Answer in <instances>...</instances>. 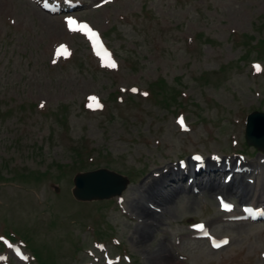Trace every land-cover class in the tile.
Returning a JSON list of instances; mask_svg holds the SVG:
<instances>
[{"label": "rangeland", "instance_id": "1", "mask_svg": "<svg viewBox=\"0 0 264 264\" xmlns=\"http://www.w3.org/2000/svg\"><path fill=\"white\" fill-rule=\"evenodd\" d=\"M80 1L87 6L77 15L119 54L117 69L93 59L63 17L28 0H0V235L13 232L12 245L23 240L38 262L19 261L0 246V264H105L104 256L114 264H156L154 257L162 264L159 248L171 264H264V223L225 222L216 203L221 195L237 212L242 203L264 206V165L244 140L246 116L264 113V0ZM61 44L71 51L67 60L54 54ZM157 79L165 91L155 95L149 87ZM94 103L103 109L91 110ZM180 113L188 131L176 125ZM190 154L246 155L255 168L244 177L249 195L186 188L172 207L156 210L159 223L139 241L137 208L155 207L141 200L144 183ZM96 169L126 177L122 208L116 198L70 199L75 174ZM167 173L165 184L188 187L187 177L177 183ZM197 221L230 244L211 251L190 234ZM95 239L106 246L94 249Z\"/></svg>", "mask_w": 264, "mask_h": 264}, {"label": "bare ground", "instance_id": "2", "mask_svg": "<svg viewBox=\"0 0 264 264\" xmlns=\"http://www.w3.org/2000/svg\"><path fill=\"white\" fill-rule=\"evenodd\" d=\"M254 132L256 135L258 134L259 136L264 134V121L258 120L255 122ZM170 175H172V174H170ZM162 179H163V175L161 178H157V179L151 178L150 182L146 184L145 195H146V200L153 202V203H156V204H162L166 208L168 206L169 201L171 200L172 196L176 193L177 190L168 189V187H165V185H163V183H162ZM243 181H244V179L242 178L240 181H237V184L242 187V196H245L246 190H245V187L243 185ZM203 188L208 190L209 192H212V193L215 191H222L223 189H224L223 190L224 192L231 193V190H233V188H230V187H228V188L222 187V185L216 180H213V182H211V183H210V181H208L207 183H204ZM242 198H244V197H242ZM170 206L172 207V205H170ZM145 207H146V205H145ZM137 211L139 212L138 215L141 216L140 218L144 219L142 221L143 223L140 222L142 224L138 225V227H139V229H138L139 230V232H138L139 241L144 243V241H146L147 238L150 237V232L147 229L148 224L151 222H154V223H159V222L156 221V219H157L156 213L149 211V210L146 211L145 208H140V207L137 208ZM162 212H164V211H162ZM159 220H161V219H159ZM141 242H140V244H141ZM157 254L158 255L164 254L163 256H161L162 258L157 256V258L162 259L161 260L162 264L166 263V261H168L167 264H171L170 257L168 255V253L165 252L164 249L159 248V250H156V255ZM154 262L157 264L156 257H154ZM151 264H152V262H151Z\"/></svg>", "mask_w": 264, "mask_h": 264}, {"label": "water", "instance_id": "3", "mask_svg": "<svg viewBox=\"0 0 264 264\" xmlns=\"http://www.w3.org/2000/svg\"><path fill=\"white\" fill-rule=\"evenodd\" d=\"M264 121V115L253 114L248 118L246 129V139L248 144H252L258 149L264 150V134L259 136L254 132L256 121ZM124 180L107 173L104 170L84 174L76 178V185L79 195H90L92 197L105 198L109 195L120 192L124 187Z\"/></svg>", "mask_w": 264, "mask_h": 264}, {"label": "snow or ice", "instance_id": "4", "mask_svg": "<svg viewBox=\"0 0 264 264\" xmlns=\"http://www.w3.org/2000/svg\"><path fill=\"white\" fill-rule=\"evenodd\" d=\"M68 23H69V25H71V24H73L74 23V21H68ZM112 67H115L116 65L115 64H112L111 65ZM258 67V66H257ZM133 91H135V90H133ZM145 95H147V94H145ZM41 107H43V105H41ZM195 159H197V160H199L200 158L199 157H196ZM225 207H227L226 205H225ZM225 243H227V241H225ZM216 247H219V245H216Z\"/></svg>", "mask_w": 264, "mask_h": 264}]
</instances>
